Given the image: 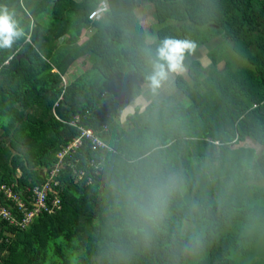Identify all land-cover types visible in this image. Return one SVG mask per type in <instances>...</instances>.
Masks as SVG:
<instances>
[{"label":"trees","instance_id":"obj_1","mask_svg":"<svg viewBox=\"0 0 264 264\" xmlns=\"http://www.w3.org/2000/svg\"><path fill=\"white\" fill-rule=\"evenodd\" d=\"M140 1L158 23L152 41L130 16ZM5 8L22 35L0 48V137L10 139L0 183L27 204L46 184L47 207L22 228L0 220V264H234L264 250V0H0ZM213 36L223 43L208 49V69L195 56ZM166 39L194 45L183 57L191 80L174 81L183 97L151 99L123 121ZM0 203L22 217L3 191Z\"/></svg>","mask_w":264,"mask_h":264},{"label":"rangeland","instance_id":"obj_2","mask_svg":"<svg viewBox=\"0 0 264 264\" xmlns=\"http://www.w3.org/2000/svg\"><path fill=\"white\" fill-rule=\"evenodd\" d=\"M139 5L140 6H138L136 8V14H137L138 18L133 14H130V16L133 19V21L137 24V26H139L140 28L146 29L147 34H148L147 35L148 40L152 41L155 37L151 33L149 26L150 27L153 26L154 31H155V28L158 26V23L155 22V17L153 14L152 5L150 3L145 2V1H140ZM172 21L173 20H169V22H172ZM91 32H92V29H90V30L84 29L82 32V35L80 37V41H83L84 39H86ZM220 43L221 44L223 43L220 36H213V39L210 42L199 47L200 50L198 52V55L195 57L201 61V63L203 64L204 67H207L209 69L210 59L207 55L208 49H211L213 47H217V45ZM219 53H220V55L222 54L221 52H219ZM86 61H87L86 57H83L81 60H77L76 63L72 64L69 71L64 75V83L65 84H67L70 79H72L74 76H76L78 73H80L81 67L87 65ZM241 62H242V60H239V59H237L235 61L230 60L229 61V63H230L229 67L231 69H234L236 67V65L240 64ZM219 64L221 65V70L224 69L223 61ZM182 67H183L182 71L169 72L167 79L162 82L161 86L155 92L152 91V89L149 86V83L144 84L142 86L141 93L137 97H135L130 102L129 105H133V104H135V102L137 100H139L141 103L136 108H142L151 99L160 100L162 98H166L169 95H175V96L180 97V98L183 97L182 93L175 86L174 81H175V78L179 74H184L188 80H191L187 76L188 72H189V62L187 60L183 59L182 60ZM125 117L126 116L121 117L123 121L125 120ZM0 141H4L7 144L10 143L9 137H6V139H1V137H0ZM66 147L67 146H65V148ZM257 148L260 150L259 147H257ZM263 245H264V243H263ZM234 264H264V250L262 248H260L258 251H256L255 253H253L251 255H248V256H234Z\"/></svg>","mask_w":264,"mask_h":264},{"label":"clouds","instance_id":"obj_3","mask_svg":"<svg viewBox=\"0 0 264 264\" xmlns=\"http://www.w3.org/2000/svg\"><path fill=\"white\" fill-rule=\"evenodd\" d=\"M22 35L13 15L5 8L0 9V48H9L13 41ZM194 47L188 41L175 39L164 40L157 51V59L153 62L152 73L147 77L149 86L155 92L168 77L169 72H179L183 70L182 60L186 50ZM137 100L135 104L129 105L122 112V117L132 114L135 108L140 105Z\"/></svg>","mask_w":264,"mask_h":264},{"label":"built area","instance_id":"obj_4","mask_svg":"<svg viewBox=\"0 0 264 264\" xmlns=\"http://www.w3.org/2000/svg\"><path fill=\"white\" fill-rule=\"evenodd\" d=\"M81 136H86L90 138L92 142H94L95 144L106 146L101 139H99L97 136L94 135L92 129L83 128L81 132ZM81 136L76 137L69 145H67L64 151L66 152V150L78 146L79 143L81 142ZM57 155L59 159L63 157V153H58ZM56 165H58V163L52 166L49 172L44 171L45 177L48 176L49 179H52L53 175H55L57 171ZM46 188H47L46 184L42 186L41 184L34 185L32 188V198H33L32 203L28 201L27 204V201L21 199V196H19V194L14 191L13 184L11 186L5 183H0V191H3L5 196L11 199L14 202V204L17 206L18 211L22 212V217L18 219L16 213H13L9 207L0 203V220L4 219L10 223L19 225L21 228L24 227L26 224H28L31 221L33 216L37 212H39L40 209L47 207V202L45 201Z\"/></svg>","mask_w":264,"mask_h":264}]
</instances>
